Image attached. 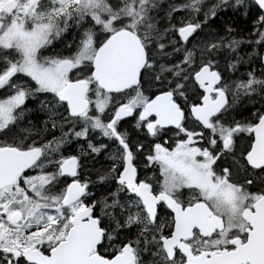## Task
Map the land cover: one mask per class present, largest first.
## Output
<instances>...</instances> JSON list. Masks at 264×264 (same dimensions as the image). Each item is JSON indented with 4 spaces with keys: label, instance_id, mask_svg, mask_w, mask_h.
<instances>
[{
    "label": "snow or ice",
    "instance_id": "6c2138e0",
    "mask_svg": "<svg viewBox=\"0 0 264 264\" xmlns=\"http://www.w3.org/2000/svg\"><path fill=\"white\" fill-rule=\"evenodd\" d=\"M236 2L247 7L245 0ZM226 3L209 8L204 22ZM251 3L264 11V0ZM203 4L188 0L171 11L198 14ZM155 7V0H0V89L12 92L0 98V136L10 138L26 100L38 93L51 95L53 106L67 113L61 119L68 125L64 131L52 123L61 136L39 145L35 139L0 142V264H264V191H247L257 179L264 184V105L251 120L241 121L232 115L228 98L231 94L235 101L258 87L264 93V80L248 73L246 81L230 88L214 56L225 47L223 38L189 49L202 23L193 15L161 31L151 15ZM70 24L90 25L75 51L47 55ZM255 24L256 43L264 44V15ZM240 43L231 40L226 47L235 52ZM177 53L182 54L178 64L160 62ZM142 81L159 82L160 94L145 96ZM195 89L203 94L190 103L187 93L196 96ZM129 117L152 137L167 126L185 137L173 148L155 144L146 158L159 165V190L139 179L135 161L144 146L122 129ZM90 130L117 145L113 166L100 177L116 188L102 201L86 204L93 194L79 178L80 158L65 157L62 149L70 137L87 139ZM241 133L254 134L244 148ZM201 142L208 146H198ZM88 148L99 154L108 145L89 141ZM225 160L231 163L220 167ZM232 165L257 175L233 182ZM68 177L71 183L62 187ZM162 204L174 213L170 223L161 218Z\"/></svg>",
    "mask_w": 264,
    "mask_h": 264
},
{
    "label": "trees",
    "instance_id": "16d2710c",
    "mask_svg": "<svg viewBox=\"0 0 264 264\" xmlns=\"http://www.w3.org/2000/svg\"><path fill=\"white\" fill-rule=\"evenodd\" d=\"M186 3H188V0H174V1L166 0L165 5L164 4L156 5V7L152 10V13L155 15L154 22L157 24L158 28L161 31H163L167 26L178 25V21L180 20L192 19L193 17L189 16L190 10H183L172 13L169 12V10H171L173 7H177L178 5L186 4ZM219 3L220 1L216 4ZM212 4L215 5L214 2H212ZM245 4L247 5V7H245L244 5L237 4L236 0H227L226 4L220 5L214 17L207 18L206 23L204 22L205 16L195 18V21L201 22L202 26H204L206 29L202 32V28H201L196 33L193 42L190 44L191 47H193V45H196L198 47V45L195 44V42L200 36L204 37L205 39L204 43L200 45V48L204 47V45L208 43L221 42V38H223L222 43L225 45V47H221L214 54V56H215V60L218 62L217 70H219L220 73H222L223 81L233 90H234V85L236 83L240 81H246L249 78L248 73H253L258 79L264 80V66L262 64V53L264 50V44L256 43V41L259 39V36L257 35V31H256L257 25L255 24V21L258 18V16L263 14L258 9V7H256L251 3V0H245ZM201 9L203 10V12L205 11L206 13L209 10L206 4H203ZM229 29H231V31H229ZM254 30H255V35L252 38H250L248 35L251 34L252 31ZM261 31H264V29H261ZM231 40L241 41L235 52L229 50L226 47V45ZM244 42L248 43V45L245 46ZM168 50L170 52L172 51L171 48H169ZM178 57H179L178 62L169 63V58L166 60L162 59L160 62L164 63L168 67H171L172 64H178L180 62V60L182 59V54L178 53ZM197 58H199V52H197ZM233 63H236L235 68L231 67ZM196 90L198 91V89ZM187 95L193 96L191 91H189ZM256 95H258L259 97H257ZM262 96H264V93L261 92L255 94L252 93L250 95H244L243 93H241L238 96V98L235 101H233V97L231 95L230 104L237 106L238 105L246 106V105L254 104L258 107H261L264 104V99L261 98ZM47 103L48 101L41 97L37 98L36 102H30V101L28 102V104L32 106L34 105L36 107L35 109H40L38 105H43V109H41V111L44 112L45 110L47 111L48 116H51L50 118L48 117L46 121L44 122L41 121L35 125L36 126L34 130L35 133L36 134L39 133L40 135L42 134V136L43 133L44 134L46 133L45 132L46 128H51V124L44 125L43 123H51L55 121V119H53V114H49L47 109L48 107L44 109V106L48 105ZM30 114H31V110L28 109V113L23 117L22 122L24 123L28 122L27 120L29 119ZM25 130L29 131V128L26 127ZM33 139L34 138L32 136L28 137L30 143L32 142ZM22 140L25 141L26 138ZM35 140L37 142L38 140L37 136L35 137ZM89 141H90L89 139L85 140L82 144H86ZM70 143L71 142L69 141L68 144L70 145ZM72 144L73 145L76 144L75 141ZM84 152L85 155H88L86 150H84ZM76 153H77L76 150L68 151V155L71 154L76 155ZM103 164H100L99 167L104 168ZM90 168H95V166ZM106 172H108V169L105 170V174L103 176L108 175L106 174ZM100 177L101 176L90 175L89 177L90 191L93 195L90 198L86 199V203H91L92 200L102 201L104 198L108 197L109 194L111 193L109 190V186L107 187L108 184L107 183L103 184L106 181L101 182ZM81 178H83L82 174H81ZM68 183L69 181L67 179L66 181H62V185L64 186H66ZM109 185H110V181H109ZM98 210H99V206L95 210L96 214H99Z\"/></svg>",
    "mask_w": 264,
    "mask_h": 264
},
{
    "label": "flooded vegetation",
    "instance_id": "af4514ba",
    "mask_svg": "<svg viewBox=\"0 0 264 264\" xmlns=\"http://www.w3.org/2000/svg\"><path fill=\"white\" fill-rule=\"evenodd\" d=\"M168 80H170V79H168ZM145 86H146V84H145ZM146 89L149 91V98L152 99L155 97V95L160 94V92H161L160 90H162V86L158 82V84L156 86L146 87ZM146 89H145V87H142V90L144 91L145 96H147ZM165 89H166V87L163 88V90H165ZM195 91L197 93L196 96H194V95L189 96L188 95L190 103L198 102V96L203 94L201 89H198V91L195 89ZM230 101H231V95H230ZM178 102L181 103L182 107L186 108V105L183 101L178 100ZM46 107H48V108L52 107L53 108V111H48L49 114H53V119H55L54 122L58 126L63 125V130L67 131L68 125L65 123V121L63 119H61L62 116H66V112H64V110L62 108L54 107L52 104H48L45 106V108ZM35 108L36 107L34 105L28 106V109L31 110V114L29 116V119L27 120L28 122H25V123L24 122H22V123L18 122V124L15 126V128L13 130L12 138L20 140V138H21L20 135L24 134V135H22V137H25V136L31 137L32 136L35 139V137L37 136L38 140H41L42 142H47L48 140H51L54 136L55 137L61 136L60 127H57L56 129L46 128L45 129L46 133L45 134L43 133V136H42V134L40 135L39 133L38 134L35 133V131H34L36 128L35 125L41 121L44 122L47 120L48 117L49 118L51 117V116H48L47 111L44 110V112H42L41 109H35ZM255 108H260V107H258V106H247V105L246 106L245 105H238V106L232 105L231 112H232V115L235 116L236 119H238V120H241V121L251 120V114ZM137 111H139V109ZM186 111H187V108H186ZM54 122L43 123V124L44 125H47V124L52 125V123H54ZM135 122H136L135 119L132 117L126 118L125 121L121 122V127H122V129H126L128 131L130 138L134 143L142 144L144 146L142 151L137 154V159L135 161L136 166H137V170H138V174H139V179L147 178L150 183H153L154 189L159 190L158 184L162 183V181H163V177H162L160 170H159V165H157V164L149 165L146 158L148 155H151L154 153L155 144L159 143L165 147L173 148L178 140L184 139L185 137L183 136V134L177 135V130L173 126L165 128L156 137H152L151 135H149L147 133L146 129H136L134 127ZM20 124L29 128V131L25 130L26 127H23V130L21 131L20 130ZM185 126L189 127L190 129H193L195 127L192 122H186ZM80 127H81V125L77 124L76 130H79ZM195 130L199 131L200 129L196 128ZM95 132L98 135V137L91 139L92 144L97 146V147H99L100 145H108V148L106 150H102L99 154L92 153L88 148V143L87 144L76 143L74 145L73 144L69 145L68 147L66 144L64 146V148L62 149V151L64 152V153L62 152V154H63V156L66 155L65 157L68 156L66 154L67 150H71V151L76 150L77 155L80 158V165H81L80 168H81V172L83 173V175L88 174L89 172L98 173V170L100 171L101 169H103V170L108 169L109 170L113 166L111 156L115 153L117 145L113 141H110L105 137H100L99 136V134H100L99 130H95ZM206 135H207V133H206ZM239 135L241 137V140H240V147L241 148L247 147L254 139L252 134H251V136H248L247 133H241ZM4 139H5V137L0 136V142H3ZM38 140H37V145L40 144ZM69 141L73 142L74 138L70 137ZM26 143H30V142L28 141ZM198 146L207 147L208 145L206 143L201 142ZM84 150L87 151L89 157L87 155H85ZM82 158H83V161L85 163L84 165L81 164ZM230 163H231V160H225L222 162H218L220 167L228 166ZM100 164H103L104 168L103 167L100 168L99 167ZM94 166H95V168H90V167H94ZM232 167L234 169L233 182L243 183L246 178H252L253 176L257 175V173L253 172L251 169H248L247 171H245L243 168H236L235 165H232ZM217 171H219V168H217ZM32 173H34V172H31L30 174H32ZM89 177L90 176L84 177V178L89 182ZM115 188H116L115 183L110 180V185H109L110 192L115 191ZM247 191H249V192L264 191V184H261L259 182V180L257 179L254 181L253 185L247 187ZM190 196H191V194L188 193L187 190H185V196L183 198L188 199V198H190ZM159 208H160L161 218L164 220V222L170 223L173 216H174V213L171 211V209H167L166 206L163 204L160 205ZM135 232H136V229H133L131 233H127L128 238H132L134 236Z\"/></svg>",
    "mask_w": 264,
    "mask_h": 264
},
{
    "label": "rangeland",
    "instance_id": "374dc122",
    "mask_svg": "<svg viewBox=\"0 0 264 264\" xmlns=\"http://www.w3.org/2000/svg\"><path fill=\"white\" fill-rule=\"evenodd\" d=\"M165 1L166 0H158V5H160V4H165ZM168 1V0H167ZM205 2H204V4H206L207 6H208V8H211L212 6H213V4H212V2H214L215 4L216 3H218L220 0H204ZM208 2V3H207ZM46 3H47V1H46ZM169 12L170 13H172V11L171 10H169ZM217 12V11H216ZM204 13H206L205 11L203 12V10L201 9V12L200 13H198V14H192L191 12H190V14H189V16H192L193 17V15L195 16V18H199V17H204ZM151 15L154 17L155 15L151 12ZM90 25H85L84 27H81V28H77L75 25H71L70 24V26H69V28H68V30L66 31V32H64L60 37H59V39H56V40H54L53 41V44H52V46H51V48H50V50H51V54H49L50 52H47L46 54H49V55H53V54H56V53H61V54H63V55H69V54H71V52L72 51H75V48H76V45L79 43V41H80V39H82V36H83V31L85 30V28H87V27H89ZM168 27H171V26H167V27H165V28H168ZM206 28L204 27V26H202V32L205 30ZM208 29V28H207ZM98 31V30H97ZM207 31V30H206ZM205 31V32H206ZM255 35V30L254 31H252V33L251 34H249L248 36L250 37V38H252L253 36ZM205 36V35H204ZM99 39H103V37H98V42H99ZM204 41H205V39H204V37H202V36H200L198 39H197V41L195 42V44H197L198 45V47L200 48V45H202V43H204ZM68 44H71L72 45V48L71 49H69V48H67L66 47V45H68ZM244 45L245 46H247L248 45V43H246V42H244ZM191 46H188V48H190ZM193 48V47H192ZM169 51V50H168ZM179 61V57H178V53L177 54H174L171 58H169V63H174V62H178ZM164 64V63H163ZM167 66V65H166ZM168 67V66H167ZM164 77H167V79H170V80H172L173 79V76L172 75H170L169 73H167V72H165L164 73V75H163ZM257 78V77H256ZM24 79L25 78H22L21 79V81L20 82H22V83H24ZM258 79V78H257ZM148 80L150 81L151 80V77H148ZM146 83V86L145 87H153V86H156L157 84H158V82H156V83H149V82H145ZM28 87H30V88H34L35 87V85L34 84H32V83H29L28 84ZM256 93H260V91H259V89H257V92ZM12 94V92H11V90H9V89H0V98H5V97H7V96H9V95H11ZM43 95H47L51 100H52V97H51V95L50 94H44V93H42ZM255 94V93H254ZM36 96V94L34 95V97ZM257 97H259L258 95H256ZM25 104H28V102H25ZM247 106H256V105H254V104H252V105H247ZM38 107L40 108V109H43V105H38ZM44 109H45V106H44ZM48 109V111H53V108L52 107H49V108H47ZM257 108H255L253 111H255ZM25 110H24V116H25ZM23 119V118H22ZM20 120L19 121V123H22V121L23 120ZM20 125H22V124H20ZM12 134H13V132L10 134V138H12ZM22 135H24V134H21L20 136H22ZM10 138H5V139H9V142H10ZM4 139V140H5ZM91 143H92V141H91ZM32 174H37L36 172H34V173H32ZM88 176H90V175H94V176H102L100 173H91V172H89L88 174H87ZM85 176H86V174H85ZM63 181H66V179L65 180H63ZM109 181L110 180H106V182L105 183H103V184H108L107 185V187L109 186ZM98 183H100V182H98ZM62 186H64V185H62ZM98 188H101V187H98ZM86 203V202H85ZM99 206V205H98ZM99 211V210H98ZM127 234V233H126Z\"/></svg>",
    "mask_w": 264,
    "mask_h": 264
},
{
    "label": "water",
    "instance_id": "95a60500",
    "mask_svg": "<svg viewBox=\"0 0 264 264\" xmlns=\"http://www.w3.org/2000/svg\"><path fill=\"white\" fill-rule=\"evenodd\" d=\"M263 63H264V54H263ZM202 90V89H201ZM203 91V90H202ZM72 178V177H71Z\"/></svg>",
    "mask_w": 264,
    "mask_h": 264
},
{
    "label": "bare ground",
    "instance_id": "6f19581e",
    "mask_svg": "<svg viewBox=\"0 0 264 264\" xmlns=\"http://www.w3.org/2000/svg\"><path fill=\"white\" fill-rule=\"evenodd\" d=\"M241 112V111H240ZM90 154V153H89ZM88 156V155H87ZM99 163V162H98ZM101 163V162H100ZM90 164V163H89ZM95 165V164H94Z\"/></svg>",
    "mask_w": 264,
    "mask_h": 264
}]
</instances>
